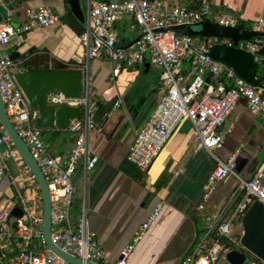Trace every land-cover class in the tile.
<instances>
[{
  "label": "built area",
  "instance_id": "1",
  "mask_svg": "<svg viewBox=\"0 0 264 264\" xmlns=\"http://www.w3.org/2000/svg\"><path fill=\"white\" fill-rule=\"evenodd\" d=\"M79 1L83 11L79 46L84 60L80 66H73L69 71L81 73L80 97L68 98L60 91H52L45 99L47 105L54 109L62 105L78 109L77 118L72 119L65 130L74 138L67 158L63 159L53 155L43 140L44 130L36 126L38 109L30 105L16 81V77L26 72L27 68L22 65V60L12 59L9 52L13 40V45L20 47L25 33L34 27L57 25L63 13L48 7L29 9L26 21L14 27L13 11L7 8L5 0H0V9L4 10L0 13V97L9 122L47 183L53 244L83 263L127 264L135 245L157 221L162 210V204H156L146 222L134 234L132 242L122 249L116 260L104 253L90 229L86 188L88 175L98 161L90 144L92 131L97 126L96 93L90 63L105 58L111 64L112 79L118 77L122 70L144 68L146 63L160 70L158 102L128 149L126 159L129 163L140 172L147 173L180 126L189 122L196 135L195 150L206 152L215 165L204 184L202 202L197 210L204 209V203L218 184L229 178L237 183L223 208L218 213L206 214L202 229L178 264H218L231 251L244 252L240 244L242 218L253 202L259 201L264 206V159L251 178L243 179L235 172V156L223 160L216 152L224 145L223 127L239 99H244L249 110L264 124V85L257 76L252 77L260 86L249 85L230 68L209 56L215 45L233 47L231 39L162 31L204 22L241 28L242 20L237 16L214 12L208 2L191 9L160 0ZM121 20L128 21L131 30L139 31L137 40L128 47L122 46V38L115 26ZM246 29L264 33V20L258 19ZM235 48L250 53L253 56L252 65L261 63L262 57L257 52L264 48L262 38L240 40ZM118 105L119 102L115 103V107ZM8 158L23 169L20 180L27 187L38 189L0 124V173L7 170L5 160ZM78 171L81 172V190L74 181ZM13 180L16 183V179ZM15 193L17 199L5 201L0 208V264H67L46 247L41 204L37 205L21 194L17 184ZM14 208L21 211L20 218L11 215Z\"/></svg>",
  "mask_w": 264,
  "mask_h": 264
},
{
  "label": "crops",
  "instance_id": "2",
  "mask_svg": "<svg viewBox=\"0 0 264 264\" xmlns=\"http://www.w3.org/2000/svg\"><path fill=\"white\" fill-rule=\"evenodd\" d=\"M184 1L191 9L208 2L216 13L239 17L242 27L243 23L249 25L258 19L264 20V0ZM5 5L13 11L14 27L26 21L29 9L48 7L63 13L57 25L34 27L25 33L17 52L22 53L35 46V54L46 55L50 62H63L69 70L83 63L84 55L79 46V35L83 29L80 1L82 17L72 13L67 0H5ZM3 11L0 9V13ZM133 40L124 37L122 46H128ZM13 44L9 52H13ZM261 63L264 65V58H261ZM150 68L151 65L142 69L122 70L118 77L112 79L111 64L107 59L99 58L90 63L93 88L103 107L97 114V126L90 137L98 161L88 175V220L99 247L110 259L116 260L122 249L132 242L134 234L146 222L156 204L161 203L162 210L157 221L151 224L135 245L127 264H178L202 229L200 225L204 223L206 214L218 213L237 185L232 178L218 184L204 203V209L197 210L202 202L204 184L215 165L206 152L195 150L196 135L189 122L180 126L147 173L140 172L127 161L128 149L137 131L154 110L161 91L160 70L153 84L147 80L137 87L135 85L136 77L140 73L148 74ZM255 76L264 85L263 75L256 72ZM139 101L141 104L137 105ZM117 102L119 105L115 107ZM135 108L136 112L133 113ZM224 128V145L216 152L217 155L223 160L234 155L236 173L243 179L251 178L264 159V124L249 110L246 101L239 99ZM47 132L51 143H45L50 152L66 159L73 135L56 128ZM15 163L17 174L14 175L8 168L0 173V208L5 201L17 199L16 184L21 194L35 204H41L39 189L27 187L20 180L24 172ZM78 177L76 174L74 181L76 184L79 181L77 186H80ZM13 178L16 183H13Z\"/></svg>",
  "mask_w": 264,
  "mask_h": 264
},
{
  "label": "water",
  "instance_id": "3",
  "mask_svg": "<svg viewBox=\"0 0 264 264\" xmlns=\"http://www.w3.org/2000/svg\"><path fill=\"white\" fill-rule=\"evenodd\" d=\"M72 13L76 17H82L79 0H67ZM152 1V0H150ZM171 30L176 33L184 32L188 36L202 38H228L233 41V47L215 45L211 49L209 56L216 62L230 68L240 79L251 86L259 87L258 83L251 75L250 69L253 64V56L250 53L239 51L235 48L238 41H250L253 37H260L264 45V33H258L246 28H229L213 23H200L192 27L174 26L162 31ZM134 39L128 46L132 45ZM127 46V47H128ZM37 47L33 46L24 52L11 53L12 59L27 60L35 54ZM41 50V49H39ZM257 55L264 58V48L257 52ZM148 67V64L145 65ZM208 78L206 79V81ZM18 86L25 94L31 106L37 107L39 118L36 126L43 130L56 128L65 131L72 119L77 118L78 109L62 105L59 108H52L46 103V95L52 91H60L68 98L77 99L81 94V73L79 71H57V70H27L22 75L16 77ZM0 124L8 134L11 143L18 153L22 163L29 170L36 185L38 186L42 205V233L46 242V247L60 257L67 264H94L82 262L78 258L71 257L58 249L51 240L50 224V197L47 183L41 173L37 163L29 153L28 148L18 136L13 126L9 122L0 97ZM11 215L17 218L22 216L18 208H14ZM242 236L240 244L245 252L231 251L225 256V264H256L255 261L264 264V206L255 201L246 211L241 221ZM250 255L251 261L247 259Z\"/></svg>",
  "mask_w": 264,
  "mask_h": 264
},
{
  "label": "rangeland",
  "instance_id": "4",
  "mask_svg": "<svg viewBox=\"0 0 264 264\" xmlns=\"http://www.w3.org/2000/svg\"><path fill=\"white\" fill-rule=\"evenodd\" d=\"M97 1H101V0H97ZM110 1H113V2H116L118 0H110ZM160 1H169L171 3H177V4H180V5H183V6H186V7H189V4L188 2L184 1V0H160ZM81 9H82V5H81ZM224 14H227V13H224ZM229 15V14H227ZM244 27L245 28H248L249 25L247 23H243ZM116 28L119 29V34L121 36V38L123 39L124 37L129 39L130 40H133L136 38V36L139 34V31L138 29H135V30H131L130 29V26L131 24L129 22H127L126 20H121V21H118L116 24H115ZM19 50V47L17 48ZM20 51V50H19ZM142 69V68H140ZM142 72V70H139ZM158 72H159V69L156 67V66H153L151 65V68H150V71L148 74L144 75V74H139L137 77H136V80H135V85L136 87L138 85H140L141 83L149 80L152 82V84L155 82V79L156 77L158 76ZM257 72L261 75H264V65H262V63H260L258 66H257ZM160 74V72H159ZM225 126V125H224ZM49 130H45L44 131V136H43V140L46 141L47 144L50 145V141H49V137H50V134L49 132H47ZM223 133L225 134V128L223 127ZM72 135V134H71ZM1 149H3V147H1ZM217 154V153H216ZM218 156V155H217ZM219 157V156H218ZM5 164L7 166V168L10 170L11 173H13L14 175L18 173V168L16 167V163L15 161H13L12 159L8 158L5 160ZM21 169V167H19V170ZM236 172V170H235ZM78 176L80 177L81 176V172L78 171ZM239 175V174H238ZM240 176V175H239ZM78 177V179H79ZM241 177V176H240ZM77 179V177H76ZM81 180V179H80ZM77 182V180H76ZM79 183V181L77 182V184ZM76 184V186H77ZM237 185V183H236ZM79 186V185H78ZM80 190H81V183H80V186H79ZM203 226V223H201L200 227ZM235 237H238V235H235ZM247 259L251 261V257L250 255H247ZM225 261L224 260H220L218 264H225L224 263Z\"/></svg>",
  "mask_w": 264,
  "mask_h": 264
},
{
  "label": "trees",
  "instance_id": "5",
  "mask_svg": "<svg viewBox=\"0 0 264 264\" xmlns=\"http://www.w3.org/2000/svg\"><path fill=\"white\" fill-rule=\"evenodd\" d=\"M241 25H242V23H241ZM12 47H13L12 48L13 52H15L17 50V47H15L14 45ZM13 52L11 51V53H13ZM146 64H148V63H146ZM22 65L25 66L27 68V70H57V71L69 70V67L67 64H64L63 62H54L52 60L50 62L47 59V56L43 55V54H33L29 59L22 60ZM256 72H257V66L252 65V67L250 69V75L255 76ZM263 77H264V75H263ZM94 103L97 106V113H96V120H97V114L99 113V111L103 107V104L97 95L94 96ZM139 104H141L140 101L137 103V105H139ZM105 107H107V106L105 105ZM136 108L138 109V106ZM136 108H135L133 113L136 112ZM44 131H43V133H44ZM0 255H1V253H0Z\"/></svg>",
  "mask_w": 264,
  "mask_h": 264
},
{
  "label": "flooded vegetation",
  "instance_id": "6",
  "mask_svg": "<svg viewBox=\"0 0 264 264\" xmlns=\"http://www.w3.org/2000/svg\"><path fill=\"white\" fill-rule=\"evenodd\" d=\"M245 252V251H244ZM246 253V252H245ZM255 262H258V261H255Z\"/></svg>",
  "mask_w": 264,
  "mask_h": 264
}]
</instances>
